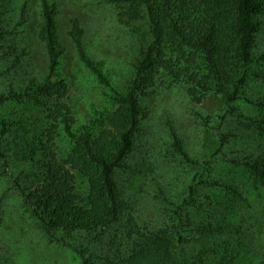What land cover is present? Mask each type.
Listing matches in <instances>:
<instances>
[{
	"label": "trees",
	"instance_id": "1",
	"mask_svg": "<svg viewBox=\"0 0 264 264\" xmlns=\"http://www.w3.org/2000/svg\"><path fill=\"white\" fill-rule=\"evenodd\" d=\"M109 2L117 22L137 26L142 36L127 84L111 90L110 107L77 124L69 86L59 72L66 46L58 33L56 4L40 0L35 37L45 50L46 71L18 93L0 95V163L9 168L4 142L19 140L18 153L30 174L28 183L17 187L22 207L50 242L72 252L77 264H204L199 255L188 257L184 246L212 228L183 211L192 206L200 187L216 185L206 160L197 164L184 198L170 212L171 225L153 231L140 226L130 212L124 213L128 205L117 174L134 150L146 115L143 100L157 81L182 83L194 103L215 94L230 110L234 107L254 64L264 61V54L256 57L253 51L264 0ZM3 14L0 10V42L7 34ZM68 37L80 63L109 87L76 18L69 22ZM13 102L24 105L19 117L1 113ZM172 138L174 150L187 158L181 140L175 133ZM244 167L256 188L264 187V159L250 158ZM121 215L125 225L120 237L113 235L119 240H112L113 250L98 257L96 247Z\"/></svg>",
	"mask_w": 264,
	"mask_h": 264
},
{
	"label": "rangeland",
	"instance_id": "2",
	"mask_svg": "<svg viewBox=\"0 0 264 264\" xmlns=\"http://www.w3.org/2000/svg\"><path fill=\"white\" fill-rule=\"evenodd\" d=\"M39 1L0 0L7 31L0 42V95L18 93L46 71L45 50L35 37ZM50 1L56 4L58 33L66 46L60 76L69 86L77 124H85L96 112L110 107L112 89L121 90L129 81L142 36L137 26L117 22L109 0ZM74 18L81 22L87 50L101 64L109 87L77 59L68 37ZM258 21L256 57L264 54V15ZM17 103L6 104L1 113L19 117L24 105ZM143 105L146 115L134 150L117 174L128 205L124 213L130 212L151 231L170 226V212L184 198L197 164L206 160L216 185L200 187L196 200L183 213L208 224L212 232L186 243L185 254L199 255L204 264H264V187L256 188L244 167L250 158L264 159V61L254 64L231 110L215 94L194 103L182 83L169 80L157 81ZM173 133L187 158L174 150ZM18 142L12 138L4 142L9 168L0 163V264H77L72 252L50 242L22 207L17 187L27 184L30 174L19 156ZM124 222L123 215L96 247L98 257L113 250L111 241L119 240L113 235L120 237Z\"/></svg>",
	"mask_w": 264,
	"mask_h": 264
}]
</instances>
